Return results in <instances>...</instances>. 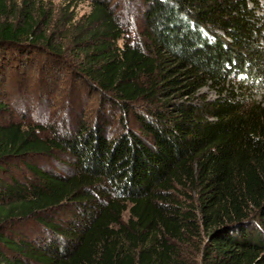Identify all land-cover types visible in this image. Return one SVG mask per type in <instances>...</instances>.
<instances>
[{
    "label": "trees",
    "instance_id": "trees-1",
    "mask_svg": "<svg viewBox=\"0 0 264 264\" xmlns=\"http://www.w3.org/2000/svg\"><path fill=\"white\" fill-rule=\"evenodd\" d=\"M141 2V42L109 0H94L72 34L80 75L137 127L110 138L99 121L56 139L0 123V161L55 150L74 160L65 175L26 162L37 176L29 186L1 181L0 229L35 217L52 233L37 246L0 231L14 253L0 249V264H264V100L245 96L264 90L261 2ZM48 17L40 0H0V73L26 42L60 54L40 29ZM205 86L216 98L200 94ZM69 204L82 217L63 227L50 213Z\"/></svg>",
    "mask_w": 264,
    "mask_h": 264
},
{
    "label": "rangeland",
    "instance_id": "rangeland-1",
    "mask_svg": "<svg viewBox=\"0 0 264 264\" xmlns=\"http://www.w3.org/2000/svg\"><path fill=\"white\" fill-rule=\"evenodd\" d=\"M40 1L49 12L47 22L41 24L40 29H47L48 35L54 33L55 36L52 34L51 40L55 45H61V52L55 54L44 43L34 46L32 42H26L22 48L23 52L16 53L20 55V60L14 62L3 74L0 73V99L7 103V108L0 110V123L19 122L28 128L39 125V134L42 137L56 139L74 133L81 124L96 125L99 121L106 125L110 138L121 133L126 126L137 127L135 115L127 116L122 110H113L111 101L97 90L96 83L90 84L80 75L81 51L77 49L79 45L74 43L72 34L76 28L83 26L85 17L92 11L94 0ZM109 1L130 42H141L144 39L141 36V0ZM259 1L263 8L260 12L262 14L264 0ZM71 16L74 17L71 21L74 25L66 20ZM37 18L43 19L42 16ZM67 30H70L68 36L64 35ZM200 94L211 99L216 98L215 90L209 86L203 87ZM245 96L248 99L253 96L254 99L264 100V90H246ZM135 105L139 109L140 103ZM26 162L63 175L74 166L72 156L62 150H55L48 155L30 154L8 158L0 161V183L17 179L28 186L35 184L37 176L26 166ZM79 209L77 205L69 204L54 210L50 217L67 227L74 221H80L77 216L82 217V211ZM128 217L129 214L126 213L124 220ZM0 231L14 239L24 235L37 246L45 245L52 233V230L35 217L11 220ZM1 246L0 243V249L7 255H14ZM186 258L190 263L199 260L193 251H189Z\"/></svg>",
    "mask_w": 264,
    "mask_h": 264
}]
</instances>
